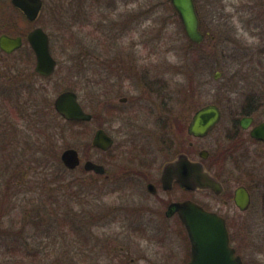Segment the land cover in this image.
<instances>
[{"label":"rangeland","instance_id":"rangeland-1","mask_svg":"<svg viewBox=\"0 0 264 264\" xmlns=\"http://www.w3.org/2000/svg\"><path fill=\"white\" fill-rule=\"evenodd\" d=\"M209 1L194 0L200 29L215 36L199 44L187 37L170 0L47 1L49 18L29 27H45L56 66L48 78L29 76L24 77L25 82L40 89L45 86L46 102L52 110L59 92L75 90L87 111L99 113L98 122L83 125L81 132L77 127L65 129L63 120L53 119L51 112L48 131H24L30 108L23 105L20 94L17 105L6 88L21 85L23 80H16V75L24 70L31 74L33 61L28 64L21 53L0 54V264H155L161 259L172 264L181 257L184 237L173 219L162 220L153 230L122 223L120 209L124 205H119L124 199L116 191L123 188L113 192L111 183L84 174L81 166L65 168L60 154L73 146L83 159L109 158L90 148V140L98 123L111 128L113 119L106 113V104L116 92L130 97L139 94L140 86L126 81L132 79L124 75L129 66L169 80V90L177 95L195 86V109L203 102H213L222 110L221 122L211 138L225 132L229 112L238 110L244 85L237 74L236 54L223 49L225 31L231 30L229 35L235 40L249 38L244 30L252 28L247 17H242L244 8L225 24L211 23L205 8ZM231 1L240 6L238 0H230L227 9L233 5ZM107 79L125 80L107 94L111 90ZM91 80L104 81L94 85ZM212 142L213 138L210 149ZM225 145L229 152L220 163L224 175H230L227 184L232 186L237 178L241 153L247 156L248 166L254 158L264 173L261 142H244L237 149L233 140ZM226 210L227 216L234 218L235 208ZM259 260L245 264H264V257Z\"/></svg>","mask_w":264,"mask_h":264},{"label":"flooded vegetation","instance_id":"flooded-vegetation-1","mask_svg":"<svg viewBox=\"0 0 264 264\" xmlns=\"http://www.w3.org/2000/svg\"><path fill=\"white\" fill-rule=\"evenodd\" d=\"M47 1L41 0L42 4L37 17L29 19L26 13L14 4L13 0H0V36L5 34L10 37H21L19 47L11 51H5L0 47V54L10 56L14 53H21L22 56L28 58V64L33 61V70L30 71L32 73L25 72V70L22 73L19 72L16 80H21V82L23 80V83L17 85V88L14 87L13 90L6 88V92L11 93V98L16 99L17 105L20 94L23 105L30 108V114L25 115L26 121L22 129L43 133L50 128V102H46L45 86L42 84V89L40 86L34 87L25 82L24 77L34 76L46 79L50 76L35 71L36 56L27 40L29 31L40 26L48 35L50 49V35L45 27L43 25L29 27L31 23L40 21L41 18L43 22L49 18L50 11L46 8ZM227 1L230 0H210L206 3V13L211 23L218 21L225 24L236 11L240 12L244 8L242 17H247L248 22H251L252 30H244L249 34V38L243 37L235 40L229 35L231 30L225 31L226 45L223 49H232L231 52L236 54V63L239 66L237 74L239 81L244 85L240 90L238 110L229 112L226 130L212 137L214 146L211 149L209 146L211 136L222 119L220 106L213 102H203L195 109L192 101L195 86L191 85L186 89L188 95H177L169 90V80L162 79L161 76H151L145 68L136 71L135 66L124 69L125 72L128 71L124 75L132 78L126 80L127 82L140 86L139 94L130 97L119 95L116 92L113 99L106 104V113L112 115L113 119L110 122L111 128L106 129L98 123L91 136L89 147L108 155L109 158L107 160L83 159L79 150L74 147L79 157V163L74 169L81 166L84 174H91L111 183L113 192L123 188L122 191H116L121 194V199H124V202L121 201L119 205H124L123 209L119 208L122 210V223H127L135 229L153 230L159 227L162 220L173 219L176 222L182 231L179 232L184 240L182 255L172 264H186L190 258V241L175 206L177 203L186 201L196 203L205 210L224 218L229 244L234 248L235 254L240 257L241 264L258 263L259 258L264 257V173L261 168L256 167L254 158L252 164L248 166L247 156L241 153L236 165L237 178L230 186L227 184L231 181L230 175H224L220 163L221 157L229 152L225 145L227 142L233 140L235 149L248 141L261 142L264 145L263 139L251 135V130L264 122V109L262 110L264 106V0H238L240 6H234L235 3L231 1L233 5H230V9H227ZM196 13L198 16L197 8ZM198 20L200 29L199 16ZM200 31L203 33V39L200 42L192 41L194 44L205 40L209 42L215 37L207 30L200 29ZM231 44L233 46H228ZM219 73L215 75L218 76ZM124 80L107 79V86H111L107 94L108 91L113 92L114 86L115 92ZM30 81L31 79H28V82ZM102 81L104 80H91V83L97 85V82ZM13 85L16 84H9V86ZM40 92H42V98ZM100 92L105 93L104 88ZM76 96L82 108L89 112L83 107L77 92ZM211 103L216 104L220 111L219 120L204 134H195L190 131L189 127L196 110ZM89 113L91 114L89 120H75L85 122L76 125L77 131L81 132L83 125L98 122L99 113ZM59 116L63 121H70ZM99 129L104 130L112 139V143L106 149L92 143L94 134ZM119 137H121L120 141ZM178 160H183L184 166H177L176 175L173 178L165 177L169 163ZM86 161H91L96 166L87 169L84 166ZM195 162L200 163L203 170L218 183L216 188H194L183 184L185 177L189 181L188 176H193V169H189V163ZM237 188L243 189L246 196V201L241 202V205L235 201ZM230 206L236 210L234 218L227 216L226 209ZM158 263L170 264L166 259H161L155 264Z\"/></svg>","mask_w":264,"mask_h":264},{"label":"water","instance_id":"water-1","mask_svg":"<svg viewBox=\"0 0 264 264\" xmlns=\"http://www.w3.org/2000/svg\"><path fill=\"white\" fill-rule=\"evenodd\" d=\"M29 19H35L41 8V0H13ZM171 5L177 12L187 37L193 42H200L203 33L199 29V20L196 13L194 0H170ZM27 40L36 56L35 71L42 75H51L55 69L56 60L49 49L48 35L40 26H36L27 34ZM21 45V37L0 36V47L5 51ZM217 77V75H215ZM56 112L69 120H89L91 114L86 112L77 100L76 92L66 89L59 92L53 99ZM220 118V111L216 104H207L196 110L190 131L195 134H204L216 124ZM251 135L264 140V122L251 130ZM94 145L106 149L112 143L111 137L102 129L95 132ZM60 159L65 167L75 168L79 163L78 152L74 147L62 150ZM183 160L169 163L166 167L167 178L176 175L177 166H184ZM191 165V167H190ZM85 168L95 167L91 161H86ZM189 169H193V176L189 181L185 177L183 184L194 188H216L218 183L205 172L198 162L189 163ZM235 201L238 205L246 201L244 190L237 188ZM179 216L186 228L190 241V258L186 264H241V259L235 254L234 248L229 244L226 222L220 215L205 210L202 206L186 201L175 204ZM165 264V263H158Z\"/></svg>","mask_w":264,"mask_h":264},{"label":"trees","instance_id":"trees-1","mask_svg":"<svg viewBox=\"0 0 264 264\" xmlns=\"http://www.w3.org/2000/svg\"><path fill=\"white\" fill-rule=\"evenodd\" d=\"M51 50V49H50ZM51 112V116L53 119H59L62 120V118L59 116V114L53 109H50L49 110V113ZM82 122V123H81ZM81 122H77L75 120H70V121H63V126H65L66 128L65 129H73L76 127L77 124H84L85 122L81 121ZM45 133V132H44Z\"/></svg>","mask_w":264,"mask_h":264}]
</instances>
